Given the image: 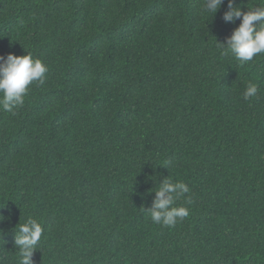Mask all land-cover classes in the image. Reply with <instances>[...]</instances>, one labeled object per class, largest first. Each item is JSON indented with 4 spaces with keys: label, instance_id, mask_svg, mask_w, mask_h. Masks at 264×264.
Returning a JSON list of instances; mask_svg holds the SVG:
<instances>
[{
    "label": "trees",
    "instance_id": "16d2710c",
    "mask_svg": "<svg viewBox=\"0 0 264 264\" xmlns=\"http://www.w3.org/2000/svg\"><path fill=\"white\" fill-rule=\"evenodd\" d=\"M204 2L0 0V56L48 68L0 110V264L29 218L34 264H264V53L222 56L241 18ZM164 179L175 226L146 211Z\"/></svg>",
    "mask_w": 264,
    "mask_h": 264
},
{
    "label": "clouds",
    "instance_id": "9594fccd",
    "mask_svg": "<svg viewBox=\"0 0 264 264\" xmlns=\"http://www.w3.org/2000/svg\"><path fill=\"white\" fill-rule=\"evenodd\" d=\"M224 0H205L204 11L211 17L220 9ZM258 5V6H257ZM243 12L241 6H236L234 0H228V11L224 20L234 22L241 18V23L227 40L226 47L221 48V55L231 54L241 65L251 61L254 56L264 53V3L247 6ZM47 66L34 59L30 53L17 56L9 53L7 57L0 56V110L13 112L24 104V97L33 82L43 84ZM257 85L249 83L243 92V98L249 100L257 95ZM190 191L184 182H173L164 179L155 190L153 207L146 210L154 224L175 226L178 220L189 216L185 206H175L176 200ZM6 217L0 213V221ZM15 231V246L19 250V264H34L33 253L38 250L44 228L34 218L19 223ZM3 231L0 230V236Z\"/></svg>",
    "mask_w": 264,
    "mask_h": 264
}]
</instances>
